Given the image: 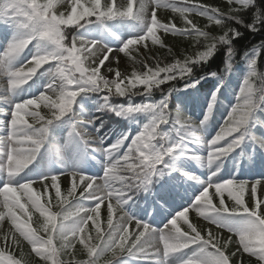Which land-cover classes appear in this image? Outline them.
<instances>
[{"label":"snow or ice","instance_id":"1","mask_svg":"<svg viewBox=\"0 0 264 264\" xmlns=\"http://www.w3.org/2000/svg\"><path fill=\"white\" fill-rule=\"evenodd\" d=\"M149 2L154 5L150 19L145 0H126L125 3L68 0L66 5H61V0H0V24L11 33L10 36L5 33L7 43L0 54V74L8 79L7 87L0 88V102L8 106L6 109L0 107L6 132L0 138V222L7 221L11 225L0 235V264H26L22 251L19 258L12 251L14 247L19 248L22 241L31 246V252L42 264H100L101 260L104 264H237L238 259L239 264H244V254L255 257L257 264H264V194L257 196L261 180L250 184L237 179H210L192 203L176 212L162 228H154L125 211V205L136 192L150 191L178 152L186 153L187 143L197 142L190 121L182 123L179 112L175 118L167 113V97L140 104H133L131 98L149 97L154 89L160 90L161 85L170 81L184 80L185 88L195 87L199 80L193 78L194 67L206 64L220 47H225L226 57H231V42L240 35L233 23L242 24L241 14L257 7V0H227L226 12L193 0H183L184 6H178L176 0ZM58 6H70L71 10L57 15ZM157 8L179 12L185 28L177 29L171 22H160ZM193 12L207 17L220 28L221 34L210 36L198 28L188 18ZM252 15L254 22L247 27L257 31L256 24L264 21V12ZM109 22H134L136 26L135 34L121 41L117 48L125 55L137 45L147 47L145 42L149 39L153 44L159 43L158 30L203 37V50L163 65L158 59L152 66L145 63L144 71L133 70L130 77H122L118 70L108 68L115 78L107 79L101 75V68L114 50L103 38H94L93 33L103 32L119 39L111 32ZM25 49L30 55L24 56V63L17 67ZM90 58H94L91 64L95 66L86 65ZM228 63L230 60H226ZM255 65L254 57L235 105L219 132L207 141L210 166L233 153L246 137L264 149V139L248 136L253 115L264 102V86L257 88L250 79L258 75ZM38 75L48 77L44 92L21 97L22 92L27 93L33 87L34 77ZM259 78L264 82V74ZM138 85L142 90H134ZM174 90L168 89V95ZM48 91L56 98L45 94ZM89 94L101 96L103 103L98 111H110L124 118L144 113L149 114L150 119L135 135L124 133L107 146L103 145V137L93 138L87 132L84 125L92 121H80L73 124L70 134L78 138V144L54 148L51 142L53 127L72 112L78 97ZM117 96L128 97L129 103L114 104L113 97ZM215 100L214 93L201 124L209 119ZM41 105L49 109L50 116L41 115L38 110ZM93 144L98 145L93 151H100L105 157L103 175L99 176L102 184L96 183L98 175H85L76 168L53 172L45 170L40 163L45 152L62 155L66 150L78 149L83 153ZM187 158L195 157L188 155ZM218 171L217 165L212 176ZM60 176L70 177L71 186L66 194H62ZM189 178L196 179L191 175ZM36 183L41 185L43 192L33 189ZM81 184L83 188L77 195ZM50 188L54 189V196H46ZM101 190L105 192L104 199H114L122 213L114 223L109 203L106 228L99 223L103 199L98 193ZM85 201L94 202L95 206L86 207ZM53 207L59 211L53 212ZM29 209L43 217L38 227L30 223ZM190 209L230 235L223 238L222 233L213 232L211 228L202 234L204 230L189 222ZM142 211L147 213L146 208ZM89 222L95 235L89 231ZM178 222L186 224L187 230ZM54 241H59V247ZM77 244L79 252L86 255L85 259H77Z\"/></svg>","mask_w":264,"mask_h":264},{"label":"trees","instance_id":"2","mask_svg":"<svg viewBox=\"0 0 264 264\" xmlns=\"http://www.w3.org/2000/svg\"><path fill=\"white\" fill-rule=\"evenodd\" d=\"M178 6H184L183 0H176ZM105 0H102L104 3ZM194 3H200L204 5H210L213 7L219 8L221 11H227V0H193ZM68 0H61V5H66ZM257 8L260 11H257ZM70 6L67 8L64 6H58L57 8V15L60 12H65L66 14L70 12ZM257 12V16L260 15L261 12H264V0H257V7L249 9L248 12L242 13L241 18L243 19L242 24H234L233 27L240 32V35L237 36L231 42V47L233 49L231 57H226L225 55V47H220L215 54L208 60L206 64L198 65L193 69V78L199 80V83L196 84L194 87V92L191 94L187 93L190 89L185 88L186 81L184 80H177V81H170L166 85H161L160 90L154 89L152 94L149 97H142V96H135L131 98V102L133 104H140L144 102H158L165 97H167L168 109L166 110L167 113L170 114L172 118H175L178 113V106L183 104L189 98H196L198 95H209L213 97V94H216V98H219V92L224 91L226 87H231L233 82L238 83V85H242L244 79L249 76L251 71L250 61L252 58H256V65L255 68L257 70V77H251L250 79L256 85V87L264 84L262 80L259 78L260 74H264V21L261 23L256 24L257 31H251L247 27V25L252 24L254 22V18L252 13ZM190 20H192L193 24H195L198 28L203 31H207L210 33V36H218L221 34V30L218 26L211 23L207 17L200 16L195 14L194 12L188 16ZM94 19V18H93ZM171 22L176 26L177 29L185 28V21L179 14V12H173L172 10L167 14L165 19V24ZM114 23L115 25H120L122 23L116 22H109ZM134 24V22H124L123 24ZM68 31V29H65ZM102 37L106 38L107 35L103 32ZM159 43L153 44L152 41L149 39L147 41V50L143 54L138 50L137 46L134 49H131L127 57V65L130 67V72L132 73L133 70L136 71H144L143 65L146 63L149 66H152L155 60H159L161 65L165 63H171L174 59H182L186 55H193L196 51L203 50V37L196 36L195 34L191 36H181L179 34H172L171 32H164L162 36H158ZM70 40V37H69ZM68 41H66L67 43ZM163 45V46H161ZM171 49V53L169 52ZM226 60H230V63L226 64ZM208 73H216L215 76H209ZM131 76V74H130ZM201 77H204L201 79ZM127 83V81H125ZM221 84V86H218ZM175 89L168 95V89ZM217 89H219L217 91ZM134 90H142V86H137V89ZM218 95V96H217ZM184 97L182 99L181 97ZM86 97L91 98V102L96 105V108H93V112L96 114L98 113V108L103 103L100 100V96L97 94H89ZM125 100L129 103L128 97H113V103H120V101ZM81 101V97L77 99V102ZM212 102V99H211ZM89 103V101H88ZM87 103V104H88ZM235 105V104H234ZM80 107V106H79ZM81 108V107H80ZM80 109L77 108V115L80 117ZM146 116V123L150 119L149 114H145ZM168 127V126H162ZM129 129V128H128ZM121 132L120 134H123ZM118 134L116 138L118 139L121 135ZM172 161V160H171ZM60 183V182H59ZM61 185L62 194H66L67 187ZM37 192H43L42 187ZM47 195L54 196V189H49V193ZM46 198V197H45ZM42 202L44 200L42 199ZM56 201L53 200V204ZM54 212L57 211L58 208L53 207ZM59 211V210H58ZM34 217V216H33ZM31 217V218H33ZM39 220L37 222V227L40 223L43 222V217L39 214ZM90 232H94L90 230ZM42 235L44 233H41ZM95 235V234H94ZM28 243L26 241H22L19 248H13L12 251L20 257L21 251L24 254V260L26 264H42L39 260H35L33 258V254L31 250L29 251ZM30 246V245H29ZM79 244H77V259H85L86 255L79 252ZM231 250H234L231 248ZM65 257V256H63ZM68 258V257H67ZM244 264H257V260L255 257H248L247 254H244L242 257ZM104 262V260H103ZM237 264H239V259L237 260Z\"/></svg>","mask_w":264,"mask_h":264},{"label":"rangeland","instance_id":"3","mask_svg":"<svg viewBox=\"0 0 264 264\" xmlns=\"http://www.w3.org/2000/svg\"><path fill=\"white\" fill-rule=\"evenodd\" d=\"M126 0H117L118 3H125ZM146 3H148V18L151 17V10H152V7H154L153 4H151L149 2V0H145ZM167 8H157L156 9V12H157V18L159 19H164L165 17V10ZM115 30V29H113ZM123 37L121 39V41L123 40H126L127 38H129V36H131L130 33L128 32H123ZM120 41V43H121ZM6 43H7V39L4 38V39H0V51L3 47L6 46ZM97 56H100V53L98 52L97 53ZM91 59H94V58H90L89 61H86V65L87 66H93V64H91ZM110 61V62H109ZM109 61H106L105 62V65L102 67L103 69V76L107 79H114L115 78V75L113 72H109L108 71V68H113V69H116L118 70L120 73H121V76H128L129 77V67L128 65L126 64L125 62V58L118 53V50H114L113 53L110 55L109 57ZM21 63H24L23 60H19L17 62V67H20L22 66ZM6 82H7V76L3 75V74H0V88H4V87H7L6 85ZM48 82V77L45 75L43 77L40 78L39 80V83H36L34 89H30L28 90V92L26 93V96H30V95H33V94H39V92H43L44 91V85L47 84ZM54 93H52L51 91H48V95L49 96H53ZM0 105L3 106V103L0 102ZM43 105H41L42 107ZM107 121L105 123V128L107 129L110 125L114 124L115 123V120H117L118 118L122 119V120H125V121H130L131 119H134L136 121V126L139 128L141 126V122L143 120V116L141 113H137V114H134L128 118H124V117H121V116H117V115H108L107 117ZM135 126V127H136ZM88 133L89 130H87ZM91 134V133H90ZM94 138V134L92 136ZM65 143L67 142V139L64 141ZM97 146L95 144H93L89 149L90 151H93L94 148H96ZM72 160H73V156L72 155H67L65 159H61L59 161V163L61 165H63L64 162H69L70 164L72 163ZM256 168H258V170H261V165H257ZM253 169H255V167H253ZM158 184L161 185V179L159 178L157 180ZM264 194V183H262L261 185L258 186L257 188V196H260ZM7 222V221H5ZM8 226H9V223L7 222ZM9 229V228H8ZM8 229L6 228L5 231H8Z\"/></svg>","mask_w":264,"mask_h":264}]
</instances>
